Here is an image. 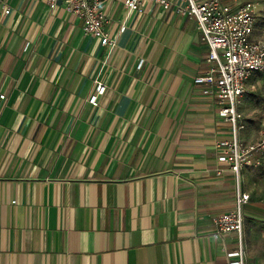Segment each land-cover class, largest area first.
I'll return each mask as SVG.
<instances>
[{
	"label": "crops",
	"instance_id": "1",
	"mask_svg": "<svg viewBox=\"0 0 264 264\" xmlns=\"http://www.w3.org/2000/svg\"><path fill=\"white\" fill-rule=\"evenodd\" d=\"M124 1L102 2L103 45L62 1L0 0V264H229L241 245L264 264V177L218 160L233 126L195 82L197 21ZM239 193L242 238L214 223Z\"/></svg>",
	"mask_w": 264,
	"mask_h": 264
},
{
	"label": "built area",
	"instance_id": "2",
	"mask_svg": "<svg viewBox=\"0 0 264 264\" xmlns=\"http://www.w3.org/2000/svg\"><path fill=\"white\" fill-rule=\"evenodd\" d=\"M80 19L87 35L98 38L103 45H115L109 30L110 18L102 8L103 0H46L50 7L59 2ZM174 0H125L129 12L146 10L147 3L170 7ZM178 12L189 15L197 21L204 41L209 47L207 71L195 77V82L203 86V92L210 95L219 105V113L233 126V137L219 143L218 160L228 165L240 184L242 170L261 164L264 155V129L258 139L246 142L238 132L244 128L242 113L238 104L247 89L249 79L256 72L264 73V41L253 37L256 6L239 0H181ZM126 27H122L125 30ZM106 85L97 81L95 93L91 97L94 105L106 91ZM6 94L0 93V114L3 111ZM218 174L223 173L220 167ZM250 199L249 193H239L236 208L217 215L214 223L224 232H237L242 238L244 231L243 204ZM229 264H246L243 246L228 253Z\"/></svg>",
	"mask_w": 264,
	"mask_h": 264
},
{
	"label": "rangeland",
	"instance_id": "3",
	"mask_svg": "<svg viewBox=\"0 0 264 264\" xmlns=\"http://www.w3.org/2000/svg\"><path fill=\"white\" fill-rule=\"evenodd\" d=\"M242 3H252L256 6V22L253 37L264 41V0H239L236 6ZM195 20H191V27H196ZM196 29V28H195ZM200 30V29H199ZM201 32V30H200ZM238 110L242 113L241 123L244 128L238 134L245 141H254L259 138L264 129V73L256 72L247 83V89L238 104ZM225 118V117H224ZM234 133V131H232ZM258 167L260 175L264 177V155L261 157ZM256 168V166H254ZM262 173V174H261ZM241 185L245 183L242 170Z\"/></svg>",
	"mask_w": 264,
	"mask_h": 264
}]
</instances>
